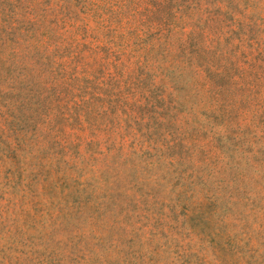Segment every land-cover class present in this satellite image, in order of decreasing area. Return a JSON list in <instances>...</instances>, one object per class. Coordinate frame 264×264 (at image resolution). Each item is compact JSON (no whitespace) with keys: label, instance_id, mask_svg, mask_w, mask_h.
Instances as JSON below:
<instances>
[{"label":"rangeland","instance_id":"rangeland-1","mask_svg":"<svg viewBox=\"0 0 264 264\" xmlns=\"http://www.w3.org/2000/svg\"><path fill=\"white\" fill-rule=\"evenodd\" d=\"M0 264H264V0H0Z\"/></svg>","mask_w":264,"mask_h":264}]
</instances>
